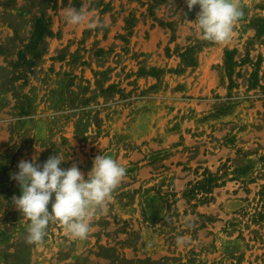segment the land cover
<instances>
[{"label": "rangeland", "instance_id": "rangeland-1", "mask_svg": "<svg viewBox=\"0 0 264 264\" xmlns=\"http://www.w3.org/2000/svg\"><path fill=\"white\" fill-rule=\"evenodd\" d=\"M241 5L218 44L185 0H0V264H264V0ZM57 154L126 175L86 240L51 223L30 245L11 174ZM206 173L207 200L189 195Z\"/></svg>", "mask_w": 264, "mask_h": 264}, {"label": "clouds", "instance_id": "clouds-1", "mask_svg": "<svg viewBox=\"0 0 264 264\" xmlns=\"http://www.w3.org/2000/svg\"><path fill=\"white\" fill-rule=\"evenodd\" d=\"M185 2L189 11L195 6L199 7L195 24L202 38L210 42H229L235 24L244 17L241 0ZM64 19L69 25H84L93 30L102 26L89 17L83 5L80 8L69 5L65 9ZM35 160V157L31 162L21 160L17 165L18 172L11 174L22 193L19 197L14 195L12 203L29 221L26 243L42 244L51 223L62 225L72 238L86 240L91 218L112 199L126 175V168L109 155H97L86 179L75 163L68 169H62L60 165L65 159L58 154L50 156L42 165ZM183 243V237H177V244Z\"/></svg>", "mask_w": 264, "mask_h": 264}, {"label": "trees", "instance_id": "trees-1", "mask_svg": "<svg viewBox=\"0 0 264 264\" xmlns=\"http://www.w3.org/2000/svg\"><path fill=\"white\" fill-rule=\"evenodd\" d=\"M40 26H41V23L38 22L36 26V30H35V32L37 33V38H40V35L43 33V29ZM229 54L230 52H226L227 58ZM203 177L204 178L202 181L196 182V184L192 186L188 194L191 196H194L195 193L200 190L205 195L204 196L205 198L203 199L207 200L206 195L211 192V189L215 186L217 179H215V177L211 173H206ZM259 196H260L261 208L264 209V187H262L261 193L259 194ZM261 217H264V213L261 214Z\"/></svg>", "mask_w": 264, "mask_h": 264}]
</instances>
